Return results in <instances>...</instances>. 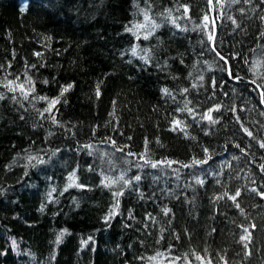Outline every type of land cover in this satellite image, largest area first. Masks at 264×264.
<instances>
[{"label":"trees","instance_id":"trees-1","mask_svg":"<svg viewBox=\"0 0 264 264\" xmlns=\"http://www.w3.org/2000/svg\"><path fill=\"white\" fill-rule=\"evenodd\" d=\"M262 93L264 0H0V264H264Z\"/></svg>","mask_w":264,"mask_h":264},{"label":"snow or ice","instance_id":"snow-or-ice-1","mask_svg":"<svg viewBox=\"0 0 264 264\" xmlns=\"http://www.w3.org/2000/svg\"><path fill=\"white\" fill-rule=\"evenodd\" d=\"M25 7H26V6H25ZM204 19L207 20L208 17L206 16ZM134 27H140V26H134ZM145 39H147V36H145ZM209 39L211 40L212 37L210 36ZM213 51H215V48H213ZM132 52H133V55H135V54H136V49L133 48ZM216 54H217V55H220L218 52H217ZM35 55L38 56V57H40V56H42L43 54H42L41 52H36ZM142 59H145V58L142 57ZM220 59H221V60H224L225 63H227V61L225 60V57H224V56H220ZM145 62H147V59H145ZM41 66H43V65H41ZM32 67L35 68L36 65H32ZM230 74H231V73H230ZM43 83L47 84L48 81H47V80H44ZM71 87H72V85H68L67 87H64V88L62 89V91L60 92V96H63L64 93L67 92V91H69V89H70ZM21 90H23V85H21ZM32 90L34 91V87H33ZM163 91H164V93H166V94H168V92H169V90H168L167 88L163 89ZM185 91H186V90H185ZM261 95H262V103H264V93H262ZM96 96H97V98H99V96H100L99 86H97ZM0 98H3V97H0ZM25 99H27V95H25ZM39 99H41V100H45V99H47V97L41 96V97H39ZM58 102H59L58 99L51 100L50 103H49V108H48V109H45L44 111H49L50 108L54 107L55 104H57ZM210 112H211V110H210ZM210 112H209V114H207L206 118H207L209 121H211L212 123H217L218 121L213 120V118H212ZM51 118H52L53 122H55V117L52 116ZM179 123H180V121H174V125H178ZM244 131H245L249 136L252 135L251 132H248L247 129H245ZM107 139H110V138H107ZM129 139H130V137H129ZM111 142H112L113 144H115V141H111ZM261 147L264 148V144H261ZM117 150H118V151H122L123 149H122V148H118ZM204 151H205V152H208V149L205 148ZM128 155H130V156H135L136 154H135V153H131V152H129ZM33 159H35V158H33ZM141 159L144 161V163H148V164H150L152 168H156V167H157V163H160V164L168 163L169 166H170L172 163H175L174 161H159V162H155V163H153V162H151L150 160H146V159H144L143 156H141ZM43 162H44V161H43L42 159L37 160V163H43ZM193 163H194V164H197V163H207V161H206V160H205V161H196V160H194ZM182 166H183V167H189V165H187V164L182 165ZM262 168H264V166H262ZM74 176H75V173H73V174L69 177V179L72 180V178H73ZM119 179H120L121 182H123L124 186H127L128 184L131 183L130 180H125L124 176H121ZM140 179H141V177H140L139 175L135 176V180H136V181H139ZM113 183H114L113 180L108 179L107 182L105 183V186H106V187H111V186L113 185ZM197 183H203V181H199V180H198ZM69 186L71 187L72 185L70 184ZM65 190H67V189H65ZM252 191L255 192L256 189H252ZM259 194L261 195V198H264V192H260ZM112 195H113V197H116V198H117L116 203L114 204L113 209L111 210V211H112V214L114 215L116 209L119 207V200H118V197H119V196H122V195H123V192H122V191H114V192L112 193ZM225 195H227V193H225ZM239 196H240V192L237 191V192L235 193V195L229 197V199H231V200L235 203V202H236V198L239 197ZM236 207H237V208L240 207L239 203H236ZM106 222H107V218H106ZM253 227H254V226H253ZM245 231H247V229H245ZM63 235H64V232H61V233L56 237V243H57V244L60 243L61 238L63 237ZM241 239H246V237H241ZM13 246L15 247V241H13ZM245 247H247V245H245Z\"/></svg>","mask_w":264,"mask_h":264}]
</instances>
